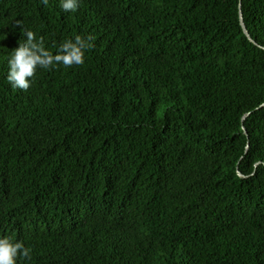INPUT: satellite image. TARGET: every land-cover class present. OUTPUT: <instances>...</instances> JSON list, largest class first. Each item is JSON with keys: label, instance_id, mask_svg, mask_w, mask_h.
Masks as SVG:
<instances>
[{"label": "trees", "instance_id": "1", "mask_svg": "<svg viewBox=\"0 0 264 264\" xmlns=\"http://www.w3.org/2000/svg\"><path fill=\"white\" fill-rule=\"evenodd\" d=\"M25 29L93 47L13 89ZM0 238L17 264H264V0H0Z\"/></svg>", "mask_w": 264, "mask_h": 264}, {"label": "clouds", "instance_id": "2", "mask_svg": "<svg viewBox=\"0 0 264 264\" xmlns=\"http://www.w3.org/2000/svg\"><path fill=\"white\" fill-rule=\"evenodd\" d=\"M47 5L48 0H41ZM80 0H60L63 12L74 13L78 10ZM24 41L11 51L8 58V71L6 79L13 89L26 91L31 86V78L38 68L50 69L56 66L70 68L74 65H83L85 53L93 47L92 37L77 35L68 39L59 46L58 54L53 55L45 49L43 39H37L32 31L23 30ZM21 258L31 260V249L24 246L21 241L9 238H0V264H17Z\"/></svg>", "mask_w": 264, "mask_h": 264}, {"label": "water", "instance_id": "3", "mask_svg": "<svg viewBox=\"0 0 264 264\" xmlns=\"http://www.w3.org/2000/svg\"><path fill=\"white\" fill-rule=\"evenodd\" d=\"M240 23H241V26H242V29H243L244 34L247 36V38H248L250 41L254 42V41L251 39L250 35L248 34V31H247V29H246V27H245V25H244V23H243V18H242V14H241V12H240ZM243 131H244V133L246 134V131H245L244 129H243ZM238 176L242 177V175H241L240 173H238Z\"/></svg>", "mask_w": 264, "mask_h": 264}]
</instances>
